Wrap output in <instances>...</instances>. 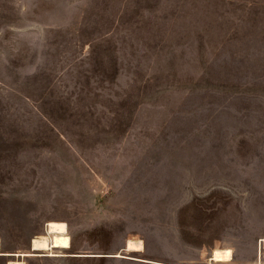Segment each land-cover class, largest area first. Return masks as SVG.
Wrapping results in <instances>:
<instances>
[{
	"label": "rangeland",
	"instance_id": "374dc122",
	"mask_svg": "<svg viewBox=\"0 0 264 264\" xmlns=\"http://www.w3.org/2000/svg\"><path fill=\"white\" fill-rule=\"evenodd\" d=\"M49 221L25 264L259 259L264 0H0L1 252Z\"/></svg>",
	"mask_w": 264,
	"mask_h": 264
},
{
	"label": "bare ground",
	"instance_id": "6f19581e",
	"mask_svg": "<svg viewBox=\"0 0 264 264\" xmlns=\"http://www.w3.org/2000/svg\"><path fill=\"white\" fill-rule=\"evenodd\" d=\"M70 248V242L67 235V225L61 221H49L45 225V229L42 234L33 237L30 240L29 249L27 252H1L0 243V256H10L16 258L15 260H9L6 264H25L24 259L32 256H48L56 257L61 256L55 253V250H64ZM143 242L138 239H128L125 243L126 252H142ZM264 250V237L260 240V253L259 259L254 264H263L261 261V251ZM48 254H41V253ZM116 258L123 257L117 253L113 255ZM258 257V255H257ZM233 261V254L231 249L228 248H214L211 251L209 261L210 264H235Z\"/></svg>",
	"mask_w": 264,
	"mask_h": 264
},
{
	"label": "water",
	"instance_id": "95a60500",
	"mask_svg": "<svg viewBox=\"0 0 264 264\" xmlns=\"http://www.w3.org/2000/svg\"><path fill=\"white\" fill-rule=\"evenodd\" d=\"M74 257H77V256H74Z\"/></svg>",
	"mask_w": 264,
	"mask_h": 264
}]
</instances>
